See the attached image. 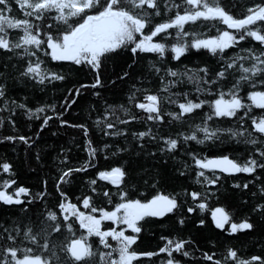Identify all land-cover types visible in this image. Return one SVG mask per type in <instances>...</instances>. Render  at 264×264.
Wrapping results in <instances>:
<instances>
[{
  "label": "snow or ice",
  "instance_id": "snow-or-ice-1",
  "mask_svg": "<svg viewBox=\"0 0 264 264\" xmlns=\"http://www.w3.org/2000/svg\"><path fill=\"white\" fill-rule=\"evenodd\" d=\"M188 55L199 57L191 67ZM0 57V129H10L0 131V145L31 150L55 123L53 136L79 130L87 154L72 164L61 146L55 173L35 191L0 157V208L18 210L0 216V264H264V243L250 254L229 239L209 238L202 248L183 234L189 218L230 239L264 233V0H0ZM106 62L114 80H106ZM73 70H86L90 82L72 83ZM10 79L45 95L55 82L72 86L55 103L31 105L13 98ZM116 82L129 83L126 100L107 103L101 89ZM89 89L103 109L66 119ZM18 113L30 134L19 130ZM94 130L112 143L98 145ZM116 138L138 155L172 161L177 178L191 183L169 191L155 169L132 183L119 162L129 148ZM231 143L243 151L212 150ZM101 156L115 159L101 165ZM236 174H245L243 183ZM227 179L233 190L251 191L250 213L237 215L221 193ZM148 225L161 229L154 249L139 243Z\"/></svg>",
  "mask_w": 264,
  "mask_h": 264
},
{
  "label": "trees",
  "instance_id": "trees-1",
  "mask_svg": "<svg viewBox=\"0 0 264 264\" xmlns=\"http://www.w3.org/2000/svg\"><path fill=\"white\" fill-rule=\"evenodd\" d=\"M0 59H3L0 57ZM199 57L196 55H188L187 59L184 61L190 67L193 63L197 62ZM72 67V66H66ZM2 70V69H0ZM143 69L141 67H137L136 73L139 74ZM14 76L15 73H12ZM104 75L107 79L114 80L115 77L112 75V66L110 62H106V69ZM69 79L72 83L76 81L80 82H90L91 76L87 74V71H76L73 70L70 72ZM56 87L48 86L46 95L41 93L38 90H35L30 83H18L13 79L8 81V85L10 88L11 95L13 98L20 99L22 97H27L28 102L31 105H36L37 101H47L49 103H55L58 100L63 99L66 87H71L72 83H68L67 85L55 82ZM129 87V83H120L116 82L115 85L106 83L104 89H101L103 96L105 97V101L107 103H121L126 100V90ZM91 89H89L83 96H81L78 102L71 108L70 112L65 113V118L72 122H82L88 115L87 109L89 106L103 109V103L93 97L91 95ZM18 128L21 132L25 134H30L32 129L28 127L30 123L23 114L18 113L17 117ZM89 123H91L89 121ZM134 127H141L140 124L135 125ZM57 130V125L52 123L46 130L42 131L41 135L37 138V142L35 143V147L31 150H26L22 145H9L2 144L0 145V157L6 156L10 159L15 167L16 172L18 173V180L20 183L29 186L33 191L36 190L38 186V181L44 177H51L55 173V167L59 163L58 160L55 159L57 153L60 151L61 146L66 149H70L69 156L71 157V163L76 164L81 162L83 159L87 158V154L82 151L83 140L81 137V133L77 129L73 128H62L59 130L56 136L52 135L53 131ZM0 131H4L5 133L10 132V129H0ZM92 138L97 142L98 145H102L105 141L112 143V140L107 137H103L101 133L93 131ZM129 140H131V136L129 135ZM116 143L119 145H125V141L120 138H116ZM80 145L81 147H78ZM129 148L128 153H121L120 156L123 158L119 162L124 163L127 162V168L129 171V179L132 183L140 182L142 183L141 177H143L144 173L142 170L155 169L160 172L161 176L164 178V183L167 186L168 190L171 191L172 188H176L178 191L180 190V185L190 184L191 179L189 177H179L175 173V169L173 167V162L168 161H158L156 159L146 157L143 154H137L138 150L134 149L131 145H125ZM196 150L204 146H195ZM243 145H236L235 143L220 145L217 149H212L213 151H232L236 150L237 154L243 151ZM154 147L149 146L148 151H153ZM39 152L41 156V160L39 162L36 161L35 155ZM113 159L111 158L108 161H105L101 156L99 163L104 165L105 163L111 164L113 163ZM91 173V170H89ZM146 178V177H145ZM236 180L243 183L246 179L245 174H236ZM83 182V174H80L79 177L74 181L72 185L74 190H79L80 184ZM233 183L232 179H227L224 183L223 188L221 189V193L223 195L228 196V203L233 205L238 209L237 215H245L250 213V206L254 203L251 195V191L241 190H233L231 188V184ZM49 191L54 192V186L49 181ZM66 187H68L66 185ZM243 200H248V206H242L241 202ZM223 201V196H222ZM18 210L14 208H0V216H7L10 213L15 214ZM197 215H203L202 213H197ZM256 221H259V216H254ZM165 224H171V221H164ZM161 232L159 226L148 225L146 226V231L141 236L139 241L140 246L145 249H154L158 240V235ZM183 234L187 237L189 234L194 236L196 240L199 241L200 246L202 248L208 247V240L212 238L217 243L224 241L225 239H229V242L234 244L237 248H239L242 252L256 254L262 251L260 247H257L258 244L264 243V233L258 228L255 233H250L249 235H239L235 239L227 238L226 235H221L219 230L214 229L211 225L208 228H200L197 229L194 226L193 218H189V223L187 227L183 229ZM219 249H217L218 251ZM197 257H199V253H196Z\"/></svg>",
  "mask_w": 264,
  "mask_h": 264
}]
</instances>
